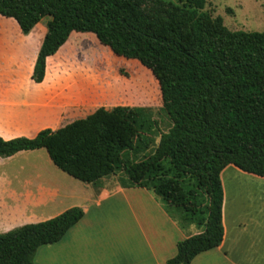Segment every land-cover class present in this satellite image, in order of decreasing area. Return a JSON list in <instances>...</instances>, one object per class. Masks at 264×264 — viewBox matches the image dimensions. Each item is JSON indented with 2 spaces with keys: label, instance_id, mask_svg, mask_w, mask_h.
Masks as SVG:
<instances>
[{
  "label": "trees",
  "instance_id": "16d2710c",
  "mask_svg": "<svg viewBox=\"0 0 264 264\" xmlns=\"http://www.w3.org/2000/svg\"><path fill=\"white\" fill-rule=\"evenodd\" d=\"M177 2L170 11L161 9L163 15L148 17L142 0H0V17L11 19L8 24L22 34L49 16L31 74L34 82L43 80L46 58L72 32L91 33L107 61H134L148 71L157 103L171 122L166 131L154 123L156 145L136 162L123 159L121 151L142 141L139 122L104 106L56 131L0 137V157L47 146L85 182L122 164L133 183L167 157L177 172L201 181L209 201L207 214L198 218L203 231L178 241L176 254L166 262L190 264L223 239V168L233 164L264 177V30L228 29L220 16L202 11L205 0ZM156 190L173 200L184 196L174 183H160ZM83 215L81 207L73 206L0 233V264H35L36 249L59 241Z\"/></svg>",
  "mask_w": 264,
  "mask_h": 264
},
{
  "label": "crops",
  "instance_id": "0c3cea01",
  "mask_svg": "<svg viewBox=\"0 0 264 264\" xmlns=\"http://www.w3.org/2000/svg\"><path fill=\"white\" fill-rule=\"evenodd\" d=\"M48 20L43 18L27 34L19 28L0 32V137L5 140L32 138L46 128L56 131L98 107L112 111L109 104L119 101L109 98L101 82L108 61L100 48L81 49L80 58L81 41L96 42L91 33L72 32L46 58L43 80L31 79ZM80 68L87 69L89 86L78 89ZM154 147L138 160L123 159L139 161ZM123 171L118 164L85 182L47 146L0 157V233L78 206L83 217L59 241L39 246L35 264H167L178 241L203 231L198 218L208 212L205 188L196 177L177 172L167 157L151 164L139 183ZM220 179L223 239L190 264H264V177L229 164ZM160 183L176 184L183 198L158 193Z\"/></svg>",
  "mask_w": 264,
  "mask_h": 264
},
{
  "label": "rangeland",
  "instance_id": "374dc122",
  "mask_svg": "<svg viewBox=\"0 0 264 264\" xmlns=\"http://www.w3.org/2000/svg\"><path fill=\"white\" fill-rule=\"evenodd\" d=\"M177 5V0H142L140 7L148 17H153L163 15L164 13H159L161 9L170 11ZM202 11L208 12L212 17L220 16L223 24L233 31L264 30V0H205ZM44 18L49 19V16ZM0 22V32L12 33L15 31L8 24L13 23L11 19L0 17ZM78 47L81 59L83 57L81 49L88 51L95 47L96 49L100 48L97 42L92 44L87 39H83ZM101 48L107 53L109 52L107 47ZM97 50L99 51V49ZM80 69L81 71L77 72L76 77L78 89L89 86L88 76H86L87 69ZM147 72L134 61L110 59L107 63V70L101 77V82L106 84L109 98L111 96L119 98V101L114 100L109 104V107L132 123L139 122L140 124L142 141L141 138L136 140L134 153H131L134 148H122L123 156H131L137 160L156 145L159 134L154 123L156 122L163 131L171 126L166 112L157 103L155 91L149 84ZM150 77L154 81L152 74ZM110 223L121 224L115 220Z\"/></svg>",
  "mask_w": 264,
  "mask_h": 264
}]
</instances>
